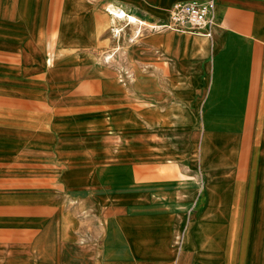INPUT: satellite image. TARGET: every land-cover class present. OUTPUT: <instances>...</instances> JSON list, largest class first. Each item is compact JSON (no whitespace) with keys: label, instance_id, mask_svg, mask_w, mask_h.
<instances>
[{"label":"crops","instance_id":"1","mask_svg":"<svg viewBox=\"0 0 264 264\" xmlns=\"http://www.w3.org/2000/svg\"><path fill=\"white\" fill-rule=\"evenodd\" d=\"M187 1L207 0H103L154 25ZM213 2L200 32L144 27L129 44L135 25L124 24L113 66L93 76L96 103L81 106L98 113L99 143L117 130L111 150L128 160L99 168L114 175L97 198L81 197L90 231L66 197L32 203L31 228L2 221L0 264H264V0ZM49 5L56 23L57 0ZM15 83L0 77L1 106L30 97ZM36 142L23 116L1 109L0 165Z\"/></svg>","mask_w":264,"mask_h":264},{"label":"rangeland","instance_id":"2","mask_svg":"<svg viewBox=\"0 0 264 264\" xmlns=\"http://www.w3.org/2000/svg\"><path fill=\"white\" fill-rule=\"evenodd\" d=\"M65 4L66 0H57L54 23L49 18V0H0V77H12L15 84L35 93V98L28 93L30 97L10 101L14 103L8 108L0 105V116L1 109L8 112L9 118L17 113L23 116L26 130L35 131L39 140L35 146L26 143L10 164L0 165V229L6 220L13 228H31L32 203L66 197L73 214H83L78 227L90 231L93 222L85 216L81 197L97 198L99 184L114 175L99 173V168L128 160V156H114L111 150L117 144L113 139L117 130L112 126L104 130L105 141L99 143L98 113L82 110L86 106H81L82 102L96 103L92 90L97 67H112L116 60L113 53L118 46L117 31L107 9L111 3L73 0L72 15L65 13ZM102 13L104 18L100 19ZM116 22L121 26L119 35L130 32L125 36L129 43V37L139 29L131 27L135 24L128 19ZM145 22L140 36L144 27L154 25ZM126 23L131 24L128 31ZM97 33L106 37L104 43H98ZM100 149L105 150L104 154H97ZM263 149L264 142L260 141V153ZM115 175L127 178L125 173ZM42 207L49 212L47 203ZM93 207L98 210V205ZM68 223L64 219L59 222L64 226Z\"/></svg>","mask_w":264,"mask_h":264},{"label":"built area","instance_id":"3","mask_svg":"<svg viewBox=\"0 0 264 264\" xmlns=\"http://www.w3.org/2000/svg\"><path fill=\"white\" fill-rule=\"evenodd\" d=\"M213 11V0L176 2L170 7L167 20L155 24L151 28L200 32L204 26L211 22ZM136 31L131 40L139 36L140 31Z\"/></svg>","mask_w":264,"mask_h":264},{"label":"bare ground","instance_id":"4","mask_svg":"<svg viewBox=\"0 0 264 264\" xmlns=\"http://www.w3.org/2000/svg\"><path fill=\"white\" fill-rule=\"evenodd\" d=\"M108 9V13L111 15V22L114 24V29L117 31V34L118 32L120 31V24L117 25V22H116V19L118 20H126L128 19L130 22H132L133 24H135L136 26V29H139L141 30L142 28V25L145 24L146 22L141 19L137 14H133L132 12L130 11H127L123 8H118V7H115L113 5H109L107 7ZM151 28V27H150Z\"/></svg>","mask_w":264,"mask_h":264}]
</instances>
